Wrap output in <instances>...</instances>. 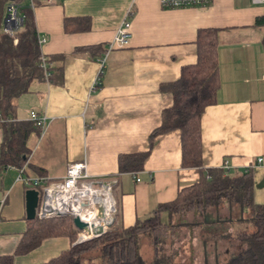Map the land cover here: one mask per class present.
I'll return each instance as SVG.
<instances>
[{"label": "crops", "instance_id": "obj_1", "mask_svg": "<svg viewBox=\"0 0 264 264\" xmlns=\"http://www.w3.org/2000/svg\"><path fill=\"white\" fill-rule=\"evenodd\" d=\"M31 12L37 36L47 38L38 49L52 66L48 78L33 80L17 97L14 120L35 123L34 111L46 121L27 136L25 164L0 167V255L13 254L26 229L31 187L17 180L20 170L23 178L56 180L68 164L84 162L90 176L115 179L112 228L133 225L198 180V168L181 166L179 130L157 135L152 146L149 136L172 103L161 85L195 62L201 28L217 30L220 78L216 103L200 119L202 166L250 169L254 202L264 204V26L255 24L264 6L213 0L207 7L166 9L159 0H54ZM124 19L131 23L128 44L104 50ZM146 151L141 169L119 170L120 155ZM243 228L236 221L225 226L227 233ZM189 233L193 263L222 264L238 246L234 240L203 244L200 227ZM70 244L66 236L45 238L13 264L44 263Z\"/></svg>", "mask_w": 264, "mask_h": 264}, {"label": "trees", "instance_id": "obj_2", "mask_svg": "<svg viewBox=\"0 0 264 264\" xmlns=\"http://www.w3.org/2000/svg\"><path fill=\"white\" fill-rule=\"evenodd\" d=\"M10 1L19 6L23 24L12 35L0 31V117L4 119L0 123V167L21 168L29 154L27 136L38 127L31 121L14 120L16 99L28 91L33 80L43 79L44 75L28 1L0 0V19ZM255 24L264 26V14L255 20ZM195 43V62L182 66L177 80L161 85L163 90L170 91L172 103L162 111L161 123L151 132L149 144L152 146L159 134L179 130L181 166L198 168V180L180 188L175 198L159 203L147 217L133 225L111 228L100 237L79 243H74L79 230L71 217L36 216L27 220L14 253L0 255V264H13L14 256L26 254L38 247L43 239L57 236L68 237L69 248L41 264H84L82 257L97 253L100 264H181L180 253L167 252L165 246L174 243L176 229L190 231L194 227H200L203 244L220 240L237 242L238 246L222 264H264V204L254 202L252 171L229 173L223 167L204 169L202 166L200 119L203 110L216 103L220 87L217 30L199 29ZM147 154L148 151L120 155L119 170L135 172L141 169ZM32 188L41 190L39 186ZM226 209L227 213L224 212ZM188 213L197 219L183 221L182 217ZM233 221L243 224L244 228L227 233L225 226ZM142 239L149 247L147 259L141 252ZM184 263L193 264L191 245Z\"/></svg>", "mask_w": 264, "mask_h": 264}, {"label": "built area", "instance_id": "obj_3", "mask_svg": "<svg viewBox=\"0 0 264 264\" xmlns=\"http://www.w3.org/2000/svg\"><path fill=\"white\" fill-rule=\"evenodd\" d=\"M29 8L37 5H50L54 0H27ZM213 0H159L161 8H195L207 7ZM253 5L264 6V0H251ZM6 15L3 18L2 31L14 34L22 27L23 15L19 13V6L11 1L5 5ZM131 23L124 19L116 30L114 39L108 44L106 50L123 47L128 44L131 36ZM46 37L37 36V42L42 45ZM52 63L48 58L40 54V67L44 78L50 76ZM96 84V81L94 82ZM94 88V86H93ZM30 119L42 129L46 117L38 116L34 111L30 112ZM4 119L0 117V123ZM1 143V131H0ZM262 158H257L255 163H260ZM11 166V165H8ZM225 169L226 166H223ZM136 180H138L137 176ZM17 180H21L27 186L40 187L39 202L36 208V216L39 218H54L68 216L78 218L82 225L77 226V242H83L100 237L107 233L113 225L117 212L116 201L113 196L115 179L94 178L89 175L84 162H72L67 165L62 178L50 180L45 176H37L33 179L23 178L20 174ZM4 201H0V209Z\"/></svg>", "mask_w": 264, "mask_h": 264}, {"label": "rangeland", "instance_id": "obj_4", "mask_svg": "<svg viewBox=\"0 0 264 264\" xmlns=\"http://www.w3.org/2000/svg\"><path fill=\"white\" fill-rule=\"evenodd\" d=\"M4 15L2 17V20L0 22V30L3 29V18L6 15V9L4 8ZM226 211V210H225ZM183 221H187V222H193L197 219V216L195 217L193 214L188 213L186 214L184 217H182ZM242 226V225H241ZM197 232H194V235H196ZM191 235L188 231L187 228H178L175 230L174 235H173V240L174 243H172L170 246H168V244L165 246V249L167 252H170L171 250H175L178 253H180V255L182 257L187 256L188 253V247L189 246V242H191L193 240V238H191ZM190 240V241H189ZM169 243V242H168ZM141 252L143 253L144 257L147 259L149 258V247L148 244L142 239L141 240ZM182 259V258H181ZM100 254L97 253L95 255H91V256H85L81 258V261L84 264H100ZM181 264H186L184 262H181ZM193 264H199V263H193ZM204 264H208V263H204Z\"/></svg>", "mask_w": 264, "mask_h": 264}, {"label": "water", "instance_id": "obj_5", "mask_svg": "<svg viewBox=\"0 0 264 264\" xmlns=\"http://www.w3.org/2000/svg\"><path fill=\"white\" fill-rule=\"evenodd\" d=\"M39 202V192L34 188H29L25 191V212L26 218L32 220L36 217V208ZM73 223L77 227L82 225L78 218H73ZM74 243H79L75 241Z\"/></svg>", "mask_w": 264, "mask_h": 264}]
</instances>
